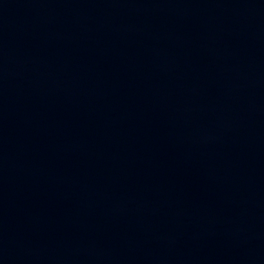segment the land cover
Returning <instances> with one entry per match:
<instances>
[{"label": "water", "instance_id": "water-1", "mask_svg": "<svg viewBox=\"0 0 264 264\" xmlns=\"http://www.w3.org/2000/svg\"><path fill=\"white\" fill-rule=\"evenodd\" d=\"M0 264H264V0H0Z\"/></svg>", "mask_w": 264, "mask_h": 264}]
</instances>
